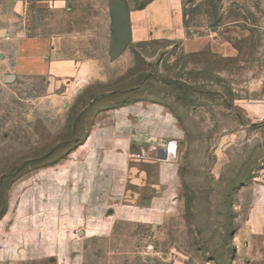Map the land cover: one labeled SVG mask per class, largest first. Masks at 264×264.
<instances>
[{
  "label": "rangeland",
  "instance_id": "obj_1",
  "mask_svg": "<svg viewBox=\"0 0 264 264\" xmlns=\"http://www.w3.org/2000/svg\"><path fill=\"white\" fill-rule=\"evenodd\" d=\"M54 1L0 0V264H264V0H182L195 53Z\"/></svg>",
  "mask_w": 264,
  "mask_h": 264
},
{
  "label": "crops",
  "instance_id": "obj_2",
  "mask_svg": "<svg viewBox=\"0 0 264 264\" xmlns=\"http://www.w3.org/2000/svg\"><path fill=\"white\" fill-rule=\"evenodd\" d=\"M2 1L5 6L7 4L11 6L14 3L22 8L25 0ZM67 1L55 0L53 3L62 6ZM129 18L130 36L134 43H146L153 40L184 41V47L189 53L198 52L204 43L200 39L188 38V31L184 25L182 0H149L141 9L129 10ZM258 219L260 221V218ZM262 219L259 222L260 226L264 225Z\"/></svg>",
  "mask_w": 264,
  "mask_h": 264
},
{
  "label": "water",
  "instance_id": "obj_3",
  "mask_svg": "<svg viewBox=\"0 0 264 264\" xmlns=\"http://www.w3.org/2000/svg\"><path fill=\"white\" fill-rule=\"evenodd\" d=\"M114 7L116 10L117 23H118V37H119L118 47L120 50H123L131 42L130 28H129V24H130L129 9L127 4L121 0L115 1ZM10 79H13V77L11 76ZM167 156H168V151L165 152V158H167Z\"/></svg>",
  "mask_w": 264,
  "mask_h": 264
},
{
  "label": "bare ground",
  "instance_id": "obj_4",
  "mask_svg": "<svg viewBox=\"0 0 264 264\" xmlns=\"http://www.w3.org/2000/svg\"><path fill=\"white\" fill-rule=\"evenodd\" d=\"M174 149H175V148H174ZM174 149H173V150H174ZM169 150L172 152V148H171V146L169 147Z\"/></svg>",
  "mask_w": 264,
  "mask_h": 264
}]
</instances>
